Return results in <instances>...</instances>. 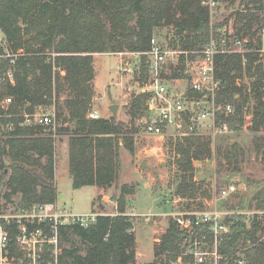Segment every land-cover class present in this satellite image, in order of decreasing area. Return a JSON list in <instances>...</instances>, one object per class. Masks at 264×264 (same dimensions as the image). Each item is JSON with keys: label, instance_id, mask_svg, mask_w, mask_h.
Segmentation results:
<instances>
[{"label": "trees", "instance_id": "trees-1", "mask_svg": "<svg viewBox=\"0 0 264 264\" xmlns=\"http://www.w3.org/2000/svg\"><path fill=\"white\" fill-rule=\"evenodd\" d=\"M206 0H0V199L16 200L18 211L34 205L55 204V142L67 138L68 172L72 187L94 186L105 189L117 183L121 171V149L134 154L137 121L146 113L147 95H135L127 104L130 123L110 118L90 119L95 97L93 55L140 53V81L147 78L146 56L155 30L168 28L169 47L178 44L184 51H200L211 35L242 42L243 54L215 57V73L221 82L216 92L219 106L231 105L234 113L219 112L217 122L241 127L245 110L250 109L253 132L264 130V0H241L236 20L239 29L223 32L226 22L212 25ZM156 37V36H155ZM184 59L167 78L185 77ZM11 73L13 82L7 78ZM4 77V78H3ZM5 81H1V79ZM10 98L6 108L4 99ZM251 107V108H250ZM53 108L54 126L26 124L25 117L39 109ZM255 151L264 158V137L253 139ZM178 181L174 190L181 199H205L209 186L195 180L194 162L212 156L210 140L191 136L173 142ZM222 160L218 178L226 165L229 172H240L243 151L236 142L215 147ZM224 177V176H223ZM248 182V180L246 181ZM232 184L226 182L225 186ZM246 186H251L245 183ZM224 186V185H223ZM113 215L98 214L86 226L71 223L59 227L62 248L59 264H135L136 238L133 219L126 214L127 196L135 187H119ZM234 212L225 218L230 232L222 237L219 250L224 257L240 250L244 264H264V221L241 212L264 211V185L247 199L235 204L224 202ZM29 228L48 231L49 223ZM11 234L15 259L21 253ZM201 229L199 230V233ZM77 238L83 254L62 247ZM186 235L169 219L165 232L153 247V263L174 264ZM235 264V263H231Z\"/></svg>", "mask_w": 264, "mask_h": 264}, {"label": "built area", "instance_id": "built-area-1", "mask_svg": "<svg viewBox=\"0 0 264 264\" xmlns=\"http://www.w3.org/2000/svg\"><path fill=\"white\" fill-rule=\"evenodd\" d=\"M220 0H206L204 5L209 9L210 18L217 13ZM242 42L232 38L218 39L211 35L209 42L200 51H184L176 47L162 45L154 36L146 56L147 78L140 81V53H117L120 57H133L134 61L123 62L120 69L123 73L133 74L136 78V95H147L146 113L137 124L145 136L152 138H169L171 141L191 136L206 137L215 147L216 135H223L229 126L217 122L219 112L225 117L231 116L234 109L231 105L219 106L216 103V92L221 82L215 73V57L221 54H243ZM184 59L185 77L167 78L171 71L178 70L181 59ZM7 78L13 82L12 75ZM185 82L186 88L181 83ZM176 84L177 93H172ZM11 103L10 98L2 101L5 108ZM251 115V114H250ZM90 119L100 118L97 110L90 111ZM251 117V116H250ZM249 117V120L251 119ZM30 125L54 126V114L35 113L25 117ZM211 131L206 134V131ZM236 194V187L228 184L215 192L212 204L199 212H185L173 215V221L186 235L181 252L174 264H244V257L239 250L230 258L224 257L219 250L222 237L230 232L225 218L234 212L224 208V202ZM247 217V223L253 218L264 221V211L251 210L241 212ZM96 215L79 216L67 210H58L56 204L34 205L28 210L19 211L17 215L0 216V264H59L61 245L59 227L71 223L86 226L95 221ZM49 223L48 231L42 228H29L34 224ZM16 230L15 242L21 258L15 259L12 238L7 227ZM201 232L199 233V230Z\"/></svg>", "mask_w": 264, "mask_h": 264}, {"label": "rangeland", "instance_id": "rangeland-1", "mask_svg": "<svg viewBox=\"0 0 264 264\" xmlns=\"http://www.w3.org/2000/svg\"><path fill=\"white\" fill-rule=\"evenodd\" d=\"M240 2L241 0H220L217 13L211 18V24L214 26L226 22L222 28L223 32L235 33L240 27V22L236 20V13L240 12ZM169 30L168 28L155 30L156 39L162 45L169 43L167 38L170 34ZM1 43L5 45L4 37L0 33ZM262 52H264V34L262 35ZM122 61L133 63L134 59L127 56L120 57L116 53L93 55L95 97L91 111L97 110L100 118H110L112 115L108 106L117 104L119 107L115 120L128 125L131 119L126 106L136 95V78L133 74L123 73L120 70ZM3 78L1 81H5ZM181 85L186 88L185 82ZM168 86H172L173 94L178 92L176 84ZM53 112V108L38 110V114L41 115ZM250 116V109L245 110L244 123L241 127L231 126L226 133L215 137L216 148L219 145L226 146L228 142H236L242 149L243 159L239 163V173L229 172L230 168L224 165V171L218 178L216 177L215 173L219 170V163H222V160L216 156L215 147L209 159L194 162L195 180H204L209 186V197L205 199H181L175 196L174 190L179 173L174 164L176 153L173 150V141L169 138L157 139L145 136L139 127L134 135V154L131 155L121 149V171L117 183L103 189L100 195L97 194L98 189L94 186L78 189L72 187L68 172V149L65 144L67 138L65 136L57 138L55 142V183L59 196L55 204L58 210H67L79 216L113 215L116 212L115 199L119 194V187L124 184L133 185L135 192L127 196L125 212L134 222L135 264H158L153 263V247L159 242L173 215L193 210L199 212L207 207L205 204H212L215 192L224 187L227 181L236 187V194L227 200L229 204L237 203L241 196L249 199L258 187L264 185V158L255 151L253 142L255 136L264 137V130L253 132L250 129ZM137 121H134L136 127L138 126ZM210 132L207 130L206 134L209 135ZM142 161L146 162L148 168L140 167ZM245 183L251 186H246ZM18 212L16 200L7 202L3 198L0 199V216H15ZM261 237L264 240V234ZM62 247L67 250L77 249L80 254H83V245L75 237H71L67 242L64 241Z\"/></svg>", "mask_w": 264, "mask_h": 264}, {"label": "water", "instance_id": "water-1", "mask_svg": "<svg viewBox=\"0 0 264 264\" xmlns=\"http://www.w3.org/2000/svg\"><path fill=\"white\" fill-rule=\"evenodd\" d=\"M118 107L119 106L117 104H113V105H110L108 107V110L110 111L113 119H116ZM140 167L141 168H148V166H147L145 161L141 162Z\"/></svg>", "mask_w": 264, "mask_h": 264}, {"label": "crops", "instance_id": "crops-1", "mask_svg": "<svg viewBox=\"0 0 264 264\" xmlns=\"http://www.w3.org/2000/svg\"><path fill=\"white\" fill-rule=\"evenodd\" d=\"M95 82V81H94ZM97 89V88H96ZM110 106V105H109ZM108 106V107H109ZM65 144H66V147H67V142H65ZM68 151V150H67ZM55 181H56V179H55ZM98 189V192H97V194L98 195H100L101 193H103V189H101V188H97ZM57 191H58V189H57ZM58 193H59V191H58ZM58 196H59V194H58Z\"/></svg>", "mask_w": 264, "mask_h": 264}]
</instances>
